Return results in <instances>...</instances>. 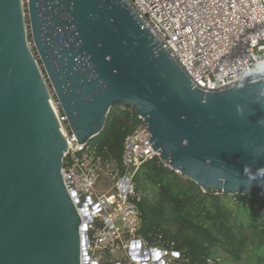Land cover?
<instances>
[{
	"label": "water",
	"instance_id": "water-1",
	"mask_svg": "<svg viewBox=\"0 0 264 264\" xmlns=\"http://www.w3.org/2000/svg\"><path fill=\"white\" fill-rule=\"evenodd\" d=\"M48 85L77 142L128 104L170 169L204 191L264 194V78L193 87L123 0H0V264L88 260L91 219L64 185L67 143ZM139 248L130 241L133 264L167 254Z\"/></svg>",
	"mask_w": 264,
	"mask_h": 264
},
{
	"label": "built area",
	"instance_id": "built-area-1",
	"mask_svg": "<svg viewBox=\"0 0 264 264\" xmlns=\"http://www.w3.org/2000/svg\"><path fill=\"white\" fill-rule=\"evenodd\" d=\"M123 1L169 52L193 87L218 91L264 78V0ZM52 101L67 143L63 163L67 159L68 165L61 169L64 185L70 196L76 197L74 204L80 217L91 219L86 226L88 260L82 264H99L105 252L118 250L124 260L133 264L128 251L130 241L138 239L139 220L134 203L128 199L133 193L131 178L134 170L143 162L158 158V153L138 118L122 143L124 174L115 181L113 191L98 192L97 163L85 151L86 144L77 142L56 100ZM116 109L128 112L130 117L134 114L128 104L117 103ZM125 177L128 181L122 189L120 183ZM144 248L150 247L140 239L135 255L139 256ZM158 259L137 263L152 264Z\"/></svg>",
	"mask_w": 264,
	"mask_h": 264
},
{
	"label": "trees",
	"instance_id": "trees-1",
	"mask_svg": "<svg viewBox=\"0 0 264 264\" xmlns=\"http://www.w3.org/2000/svg\"><path fill=\"white\" fill-rule=\"evenodd\" d=\"M116 104L85 146L98 174L107 172L115 181L125 172L124 137L139 122L135 113L130 117ZM131 183L128 199L139 220L136 236L148 247L174 252L169 264H264V195L202 191L157 157L134 170Z\"/></svg>",
	"mask_w": 264,
	"mask_h": 264
},
{
	"label": "rangeland",
	"instance_id": "rangeland-1",
	"mask_svg": "<svg viewBox=\"0 0 264 264\" xmlns=\"http://www.w3.org/2000/svg\"><path fill=\"white\" fill-rule=\"evenodd\" d=\"M22 3H23V6L25 8L26 0H22ZM26 26H27V29H28V22L27 21H26ZM29 44H30V47L34 50V48L32 46V42L30 40H29ZM48 87H49V85H48ZM49 90H50V93H51V100L54 101L55 99H54V96L52 94V90H51L50 87H49ZM115 109H116V106H115ZM114 185H115V179H114V177L112 175H109L107 172H104V171H101V173L98 174L97 183H96V188H97L98 192H110V191H113ZM81 199H82V197H81ZM105 253L102 255V258L100 259L99 264H112L115 261H119L121 264H129L126 261L128 259L124 260V255H123L122 251L118 250L116 252H113L112 254H109L108 257H107V255H105ZM173 256H174L173 254L171 255L170 252H167V254H165V256H164L165 264H169V261L171 260V258Z\"/></svg>",
	"mask_w": 264,
	"mask_h": 264
}]
</instances>
